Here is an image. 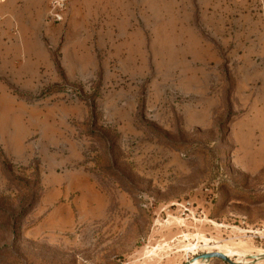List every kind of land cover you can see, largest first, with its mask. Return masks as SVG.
Returning <instances> with one entry per match:
<instances>
[{
  "label": "rangeland",
  "instance_id": "obj_1",
  "mask_svg": "<svg viewBox=\"0 0 264 264\" xmlns=\"http://www.w3.org/2000/svg\"><path fill=\"white\" fill-rule=\"evenodd\" d=\"M35 1L7 26L0 264H264V0H71L60 24Z\"/></svg>",
  "mask_w": 264,
  "mask_h": 264
},
{
  "label": "crops",
  "instance_id": "obj_2",
  "mask_svg": "<svg viewBox=\"0 0 264 264\" xmlns=\"http://www.w3.org/2000/svg\"><path fill=\"white\" fill-rule=\"evenodd\" d=\"M157 1V0H156ZM167 1V0H164ZM184 0H179V11H181L184 7L181 5ZM35 2V0H7L5 3H0V88H2L1 85H4L6 91H7V85L8 82L6 79L2 77H8L9 80L13 82H22L23 83V71L22 69H18L16 66V57L17 53V47H18V41L20 39V35L17 34V31H12L7 28V26H10L13 24L11 14L14 12L15 15H19L21 12L20 9L22 6H24L26 3ZM152 0H135L134 3L128 2V4H133L134 9L136 11H140V13L137 15L139 17L143 16L145 19H150V11L152 10L151 6ZM121 4H126V0H99V7L102 11H106V15L110 16V12L107 13L109 10H113L116 12L117 10H120ZM181 5V6H180ZM27 7V6H26ZM32 11V10H30ZM118 14V12H116ZM28 15V14H27ZM11 16V17H10ZM142 18V17H141ZM183 15L179 14V23L184 24ZM16 19V18H15ZM149 22H147L148 24ZM17 24V22H16ZM8 65L14 66V70L11 72L8 71ZM26 82H31L36 85L39 84L40 80V68L39 64H36L34 68L31 70V74L27 76ZM32 85V84H31Z\"/></svg>",
  "mask_w": 264,
  "mask_h": 264
},
{
  "label": "built area",
  "instance_id": "obj_3",
  "mask_svg": "<svg viewBox=\"0 0 264 264\" xmlns=\"http://www.w3.org/2000/svg\"><path fill=\"white\" fill-rule=\"evenodd\" d=\"M7 0H0V3H5ZM71 0H51L50 6L52 13L48 20L51 24H60L65 22L67 13L70 7Z\"/></svg>",
  "mask_w": 264,
  "mask_h": 264
},
{
  "label": "trees",
  "instance_id": "obj_4",
  "mask_svg": "<svg viewBox=\"0 0 264 264\" xmlns=\"http://www.w3.org/2000/svg\"><path fill=\"white\" fill-rule=\"evenodd\" d=\"M1 158H2V155H1ZM2 164H3V168H4L5 172H6L7 167L9 166V164L6 162V160H3ZM30 205L28 207H22V209L20 211L22 216H25V214L28 213Z\"/></svg>",
  "mask_w": 264,
  "mask_h": 264
},
{
  "label": "water",
  "instance_id": "obj_5",
  "mask_svg": "<svg viewBox=\"0 0 264 264\" xmlns=\"http://www.w3.org/2000/svg\"><path fill=\"white\" fill-rule=\"evenodd\" d=\"M203 257L205 259L213 258V257H219V258H222L224 260H228V258L225 255L220 254V253L207 254V255H204Z\"/></svg>",
  "mask_w": 264,
  "mask_h": 264
}]
</instances>
